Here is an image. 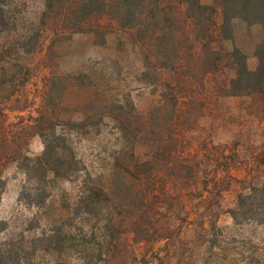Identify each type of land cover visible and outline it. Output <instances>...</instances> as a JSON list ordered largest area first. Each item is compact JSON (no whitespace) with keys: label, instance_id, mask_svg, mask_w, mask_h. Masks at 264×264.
<instances>
[{"label":"trees","instance_id":"1","mask_svg":"<svg viewBox=\"0 0 264 264\" xmlns=\"http://www.w3.org/2000/svg\"><path fill=\"white\" fill-rule=\"evenodd\" d=\"M43 1L37 24L27 28L13 0H0V196L3 170L11 163L24 174L19 200L25 205L44 209L62 181L76 183L77 193L73 200L62 199L65 215L37 235L26 237L23 231L0 238V264H71L73 259L111 264L129 258L169 264L177 245H187L181 234L193 227L201 230L202 244H209L207 259L221 255L218 264H236L228 253L213 249L222 250L225 234L244 223L264 225V180L237 194L229 209L234 224L221 228V193L235 181L230 169L240 160L235 143L202 140L200 154L189 157L179 147L186 133L198 129L208 106L227 97L247 96L264 112V0ZM237 22L261 28L254 70L241 49L226 44L233 41ZM111 32L135 45L145 71L158 78L157 105L142 114L124 98L99 99L91 122L65 121L46 105L36 115L20 114L29 108L22 88L36 68L23 55L43 53L48 94L66 77L58 72L62 43L79 33L100 43ZM70 77L76 80L79 74ZM105 119L113 121L121 141L108 181L100 183L76 155L72 136L91 124L99 129ZM34 134L43 150L30 156ZM140 146L149 152L138 153ZM255 157L264 164V151ZM7 228L0 219V234ZM126 232L129 241L121 238ZM137 244L147 249L135 257L130 253Z\"/></svg>","mask_w":264,"mask_h":264},{"label":"rangeland","instance_id":"2","mask_svg":"<svg viewBox=\"0 0 264 264\" xmlns=\"http://www.w3.org/2000/svg\"><path fill=\"white\" fill-rule=\"evenodd\" d=\"M211 1L202 0L203 3ZM43 4V0H13L12 7L23 16L22 24L28 28L37 24ZM260 37L261 28L258 25L248 26L244 22H237L233 41L226 44L228 47L233 45L241 49L246 55L248 68L254 70L258 64L255 45ZM58 52V72L66 77L54 85L48 94L43 91L47 74L42 61L43 53L22 56L25 63L36 66L35 74L22 88L23 96L28 99L29 104V108L20 113L25 117L28 113L36 115L40 106L46 105L47 109L54 108L58 111L65 121L70 118L91 122L96 117L92 116L99 109V99L124 98L142 114L160 101L161 87L158 78L150 70L145 71L138 48L117 32L107 34L105 41L100 43L91 35L74 34L59 46ZM76 74L79 77L72 80L70 75ZM259 105L261 104L253 103L247 96L227 97L216 106L209 105L198 129L186 133L184 142L179 147L180 152L189 157L195 153L197 155V152L200 154L202 140L210 139L214 144L235 143L233 151L240 158L238 164L230 169L235 181L228 190L221 193L220 214L217 218V225L224 229H229L234 224L229 209L236 205L237 194L245 191L249 185H257L264 180V164L259 163L255 157L260 151H264V112L259 111ZM15 114L16 111L10 115L11 120ZM72 138L76 155L82 159L88 171L100 183H106L112 168V156L121 141L113 121L105 119L99 129L91 124L74 133ZM42 150L40 137L32 135L28 154L36 156ZM136 151L146 154L149 148L140 146ZM2 175L5 187L0 196V219L6 221L8 226L0 234L2 239L17 236L23 231L26 237H31L42 229H47L51 223L65 215L66 211L61 207L62 199L73 200L77 193L76 183L62 181L45 208L39 210L19 200L25 177L15 163L9 164ZM200 231L193 227L181 234L187 245H177L175 256L169 260V264H175L177 259H180L181 264H207L205 260H210L209 264H218L222 261L219 259L221 255L216 259H207L209 244H202ZM121 238L129 241L131 234L126 232ZM224 240L222 250L215 247L213 251L228 253L236 259V264H249L257 260L264 264L263 224L244 223L236 231L227 232ZM146 249V245H133L130 254L137 257ZM149 253L148 250L147 256ZM114 261L111 264H142L130 258L126 262ZM77 263L74 259L71 262Z\"/></svg>","mask_w":264,"mask_h":264}]
</instances>
